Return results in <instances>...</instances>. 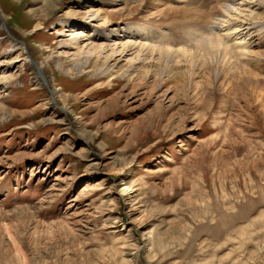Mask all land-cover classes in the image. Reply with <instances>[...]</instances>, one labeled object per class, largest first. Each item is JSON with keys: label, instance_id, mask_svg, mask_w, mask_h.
<instances>
[{"label": "rangeland", "instance_id": "obj_1", "mask_svg": "<svg viewBox=\"0 0 264 264\" xmlns=\"http://www.w3.org/2000/svg\"><path fill=\"white\" fill-rule=\"evenodd\" d=\"M15 1L0 0V264H264V1L166 27L151 14L218 3L150 0L102 24L97 10L124 5L61 0L37 31L41 1ZM138 24L129 41L154 49L245 47L235 74L257 79L222 86L180 53L73 47Z\"/></svg>", "mask_w": 264, "mask_h": 264}, {"label": "bare ground", "instance_id": "obj_2", "mask_svg": "<svg viewBox=\"0 0 264 264\" xmlns=\"http://www.w3.org/2000/svg\"><path fill=\"white\" fill-rule=\"evenodd\" d=\"M14 1L15 0H13V2ZM17 1H19V0H16L15 2H17ZM37 1H41L42 6L38 9L30 10L28 12V14H31V15L39 14L38 16H39L40 22L36 25V27H37L36 31L46 21L47 15L51 14V12L55 10L54 9L55 5L58 2H60L61 0H37ZM37 1H35V2H37ZM76 1L79 3L82 2L81 0H76ZM214 1L217 2L218 4L215 3V5L217 4L216 7L211 6V8H208L209 12L207 11L208 6H206V8H204V10H201V9H198V7L197 8L194 7V6H197V4L193 5L192 7H189L191 5L184 6V7L182 6L183 8L168 7L169 6L168 5L167 8H165V9L162 8L161 10H158L157 12L151 14V18L153 19V21H155L156 19L163 21L165 23L164 24L165 26L167 24H171V23H173V24L179 23V26H182V25H184V26L185 25H188V26L191 25L192 26V24L196 25V23L200 24V21L206 20L207 18H210V16H213V15L217 14L218 12H220L221 8H222V4L224 2H226V0H214ZM261 1H264V0H261ZM261 1L260 0H248L247 3H245L243 7H245V9H247L249 6H252V7H255L256 10H258L263 5V3ZM88 2H90V4H92V5L97 4L98 6H101V7H107L108 9H109V7L112 8V6H115L116 4H123L124 5V7L119 8V9L108 10V11L107 10H102V11L97 10L96 11L97 18H99L98 20L99 21L101 20L102 24H107V23L115 22L116 20H119V19H120V21H122L125 18L132 17L134 14L138 13L139 11H141L143 9H147L148 2L150 3V0H88ZM209 4H210V2H209ZM240 7H242V6H240ZM240 7L237 8L238 12L236 14H233V15H234V17H241L242 16L241 18L244 21L245 20L247 21L248 18L251 17V15L250 14L246 15V16L243 15L247 11L245 9L240 10ZM148 17H149V15H148ZM80 24H81V22H79V20L77 18H75L72 21V24H71L72 26H70V30H71L70 32L74 33L75 28H78L80 26ZM199 24H197L196 26H198ZM140 28L141 27L139 26V24L134 25L131 27H127V29H125L123 32H120L119 34L115 33L112 30H109V31L106 30L105 32L101 33L103 36H95V37H93L91 34L73 35L74 38H78L76 40L74 39L73 47L77 48V47H79L78 42L85 41L87 43H85L86 45H84L83 47H85V50L87 52H91V53H108L109 52V53H111L110 54L111 56H122V57H124L128 54L129 55L132 54L131 52H135V50L138 51V54H141V56H143V57H145L148 53H150L151 56L153 54H159V55H165L166 57L171 56V55L173 56L174 53H180V54H182L181 57L184 59L185 58H187V60H189L188 58L197 59L196 62H198V59H201L202 61L207 62L205 64L206 68H204L206 74H207V72L211 73L212 70H214L217 73V76L219 77L221 85L223 83H225V84H227L226 86H228L230 83H232V81L237 77L239 79L241 77L242 78L243 77L244 78H248V77L256 78V76H254V74L249 72L248 70H243L242 72L235 74L236 67L238 65H240L239 61H240L241 57L246 55V53H244L245 47H240L239 45L236 47L235 44H230L228 47H234V48H230V49L236 50V52L229 51L227 49V47L222 46V41L224 42L223 38L217 36V37L211 38L209 41H207L206 45H203V44L197 45L192 50L181 49L179 51L172 52V51L163 50V49L162 50L161 49H154V48L148 47L147 45H145V43H142V42H137V41H132V40L129 41V39L132 38L133 32H135V30H138ZM202 28H204V27H202ZM230 30H231L230 27L226 28V31H230ZM147 31H148L147 28H143L137 34H140L139 37H145L146 38V36L148 35ZM87 35H88V37H87ZM153 38L154 37H151V38H149V40H151ZM122 39L126 40V41H122V42L120 41L119 42V40H122ZM94 40L104 41L105 43L94 44L93 43ZM89 41H91V42H89ZM107 42H109V43H107ZM110 42H112V43H110ZM203 46H206V47H203ZM139 57H140V55H139ZM231 58H235V61H231ZM184 59H182V60H184ZM145 62H144V64H146ZM201 65H203V64H201ZM199 68L202 69V67H199ZM204 69H202V71H204ZM199 72H200V70H198V73ZM240 74H241V76H240ZM197 76H195V77H197ZM209 79H210V77H209ZM244 80H246V79H244ZM195 83H197V82H195ZM230 85H232V84H230ZM193 86H194V84H193ZM90 166L94 167L95 164H92ZM123 170H125V167H123L118 172L117 175L122 176ZM131 192H132L131 187L124 185L117 191V196H119V197L128 196ZM15 246H16V244H15ZM16 251L20 253L19 248H17Z\"/></svg>", "mask_w": 264, "mask_h": 264}]
</instances>
